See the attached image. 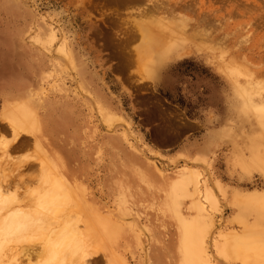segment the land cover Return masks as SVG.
<instances>
[{
    "label": "rangeland",
    "instance_id": "obj_1",
    "mask_svg": "<svg viewBox=\"0 0 264 264\" xmlns=\"http://www.w3.org/2000/svg\"><path fill=\"white\" fill-rule=\"evenodd\" d=\"M255 1L194 0L169 38L163 15H146L158 31L147 27L146 48L135 7L0 0L1 186L32 210L53 176L42 171L47 155L72 188L58 211H88L104 242L92 248L97 264L264 257V0ZM190 175L209 200L192 183L176 190ZM192 225L210 226L203 253L186 237ZM40 243L23 263L38 264Z\"/></svg>",
    "mask_w": 264,
    "mask_h": 264
},
{
    "label": "bare ground",
    "instance_id": "obj_2",
    "mask_svg": "<svg viewBox=\"0 0 264 264\" xmlns=\"http://www.w3.org/2000/svg\"><path fill=\"white\" fill-rule=\"evenodd\" d=\"M111 1L119 3L121 6L124 7L130 6V7L138 8L139 18L141 17L140 19L141 20L143 19L142 20L143 22L141 20L140 22L138 21L137 23H135V27L137 33L139 32V34H141V36L139 37L144 38L143 43H145L146 48L154 44L152 43L153 41H151L152 37L148 39L150 43L147 41L146 30L147 27H150V25H146V21H144V19L146 20V15L147 16L150 14L163 15V17L160 16L162 17V19H164L163 20L164 23H162V31L163 33L166 34L165 36H168L169 38V36H171L172 34L171 31H176V30L179 31L180 28L182 27L180 26V23H183V21H185L183 20L185 17L182 18L179 17V15H181L182 13H188V12L190 13L195 9V3L193 2L194 0L193 1L160 0L158 2H153V0H111ZM247 1L249 3L252 2L255 5L259 6V4L255 0H247ZM206 19L207 18L205 17V20ZM199 21H201V18ZM159 22H161V20ZM174 23L176 25H172ZM206 25L208 26V24ZM258 25L261 24L258 23ZM207 30L210 31V28ZM207 30L205 31L206 34L204 33L203 34L205 36L210 37L209 35H207L209 34V31L207 32ZM151 31L154 32V29ZM155 33L157 34L158 31L154 32V34ZM174 33L172 34L173 36L175 35ZM153 36L156 37V35ZM133 39H135V35H133ZM156 39L158 38L157 37L154 38V41H157ZM214 40L216 41V38H214ZM146 45H150V46H146ZM240 51L244 52V50H240ZM250 52L252 53L254 51L250 50ZM249 58L250 57H248L247 55L243 56V59L246 60L247 65H249L250 62ZM263 76H264L263 73L260 74V78H262ZM23 109L20 108L19 110L23 113ZM10 122L15 125V123H13L15 121L10 120ZM40 158H41L40 163H41L42 171L46 170V174L49 173V176L50 174H52L53 176L49 178L47 177L46 179L47 185H45V187H43L42 189L38 188L34 191L33 193L34 199L31 201V206H33L32 210L31 209L28 210L23 207L22 204L24 203V200H22L18 196L19 194L16 195L14 192L10 191L8 185L5 186L6 185L5 184L4 186L8 187L5 188L0 184V264H25L23 263L24 258L30 260V253H29L30 251H28V249L30 248L29 245L31 243L33 244L34 242H36L37 244L41 242L40 245L42 246V248H40L42 249L41 251L42 253H39L38 255L39 257L37 258L38 264H97L94 262V258L96 256V251L94 250L97 249L98 247L102 248L104 242L102 241L101 243L100 239L97 236L98 233L94 227V223H93L94 221L88 215V211L83 210L84 214H81L82 211L81 209H79V207L74 208V211H76L74 213L76 214L75 217L78 218L74 220L79 221L78 222L79 225L77 224V222L73 220L74 216H69V215L65 216L66 214H64L63 211V209L65 208L60 209V211H58L59 209L57 207L61 208L62 206H65L68 202L67 198L69 197V195L68 197H66V193L70 194V189H72L71 184L67 181L65 177H61L55 173L56 171L54 170V168H52L50 164L51 162L50 160H48L47 155L44 154ZM189 183L193 184L194 190L197 193H202L205 196L204 198L205 200H209L208 198H210V192L207 184L202 179L192 175L185 176L184 178H182L181 181L178 182V184L176 185V190L184 191L186 185ZM61 211H63V213H61ZM80 223L83 226L82 231H80L81 228H79V226H81ZM209 228L210 226L204 228L202 225H199V227L195 225L187 227L186 237L189 240H191V243L193 242L195 246L193 247L194 252L199 254L204 252L203 245L207 240V234ZM104 235L105 233L102 234V236L105 239ZM242 238L243 237H237L236 240L241 241ZM93 246H98V247L92 250V248H94ZM32 248L33 247H31L30 249ZM258 253H260V251H258ZM255 254L256 253L253 251L245 252V253L241 252L239 256L241 263L264 264L262 263L264 261V257L261 255L254 256ZM258 261H262V262H258Z\"/></svg>",
    "mask_w": 264,
    "mask_h": 264
}]
</instances>
